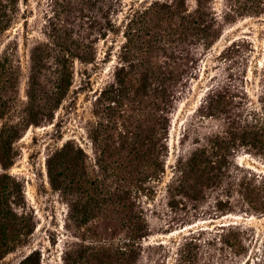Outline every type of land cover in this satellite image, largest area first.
Returning a JSON list of instances; mask_svg holds the SVG:
<instances>
[{"label":"rangeland","instance_id":"obj_1","mask_svg":"<svg viewBox=\"0 0 264 264\" xmlns=\"http://www.w3.org/2000/svg\"><path fill=\"white\" fill-rule=\"evenodd\" d=\"M264 264V0H0V264Z\"/></svg>","mask_w":264,"mask_h":264},{"label":"trees","instance_id":"obj_2","mask_svg":"<svg viewBox=\"0 0 264 264\" xmlns=\"http://www.w3.org/2000/svg\"><path fill=\"white\" fill-rule=\"evenodd\" d=\"M35 253H32L30 256H28L21 264H34V258H35Z\"/></svg>","mask_w":264,"mask_h":264}]
</instances>
